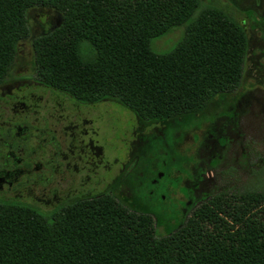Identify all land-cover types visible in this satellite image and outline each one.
Here are the masks:
<instances>
[{
	"label": "trees",
	"instance_id": "1",
	"mask_svg": "<svg viewBox=\"0 0 264 264\" xmlns=\"http://www.w3.org/2000/svg\"><path fill=\"white\" fill-rule=\"evenodd\" d=\"M33 2L47 0H0V54L2 47L16 50L18 38L9 43L13 33L6 32L25 23ZM136 2L133 12L118 15L119 0H94L83 17L85 32L74 26L71 44L63 46L72 59L52 64L74 89L49 84L85 102L118 99L146 121L203 112L239 87L247 34L229 13L203 0L185 14L168 0ZM212 13L225 21H205ZM232 26L241 31L243 48ZM182 27L173 50L153 48L155 39ZM71 208L41 211L0 200V264H264L261 192L216 196L170 232L147 213Z\"/></svg>",
	"mask_w": 264,
	"mask_h": 264
},
{
	"label": "rangeland",
	"instance_id": "2",
	"mask_svg": "<svg viewBox=\"0 0 264 264\" xmlns=\"http://www.w3.org/2000/svg\"><path fill=\"white\" fill-rule=\"evenodd\" d=\"M93 1L33 2L25 23L6 32L13 33L9 43L19 41L15 51L2 47L0 54V79H6L0 85V122L21 114L54 115L63 165L61 188L56 189L60 197L52 199L35 185L20 199L44 210L72 201L68 206L73 213L110 207L147 213L161 232H170L216 196L264 193V0H203L223 11L225 5L235 6V18L246 27L239 87L219 95L203 112L151 121L118 99L85 102L49 84L74 89L57 76L52 64L58 58L72 59L63 46L71 44L74 26L85 32L83 17ZM119 1L123 6H116L122 8L118 15L133 12L137 3ZM168 1L180 4L183 14L195 4ZM205 19L225 21L216 13ZM184 32L182 27L155 39L153 48L170 52ZM231 32L243 48L241 31L232 26ZM76 95L93 97L78 90ZM46 151L54 157L53 147ZM50 188L54 192L55 183Z\"/></svg>",
	"mask_w": 264,
	"mask_h": 264
},
{
	"label": "flooded vegetation",
	"instance_id": "3",
	"mask_svg": "<svg viewBox=\"0 0 264 264\" xmlns=\"http://www.w3.org/2000/svg\"><path fill=\"white\" fill-rule=\"evenodd\" d=\"M225 6L228 7L225 8L226 12H231L235 18L238 9L230 4ZM239 24L248 36L246 27ZM55 120L57 119L54 115L36 118L29 113L16 115L4 123L0 122V200L31 204L39 207L41 211H51L61 205L71 204L72 201H69L70 204L59 201L44 210L20 199L25 196L24 192H29L26 190L35 185L48 192L52 199L60 197L56 196V189L61 188L63 165L59 160L61 145ZM50 146L54 149V157H49L46 151ZM66 182L67 180L64 181ZM53 183L55 193L50 191Z\"/></svg>",
	"mask_w": 264,
	"mask_h": 264
}]
</instances>
